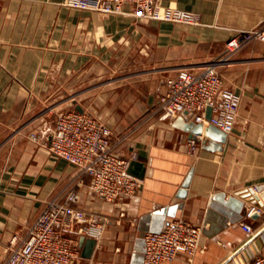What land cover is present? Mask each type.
<instances>
[{
  "label": "crops",
  "instance_id": "obj_1",
  "mask_svg": "<svg viewBox=\"0 0 264 264\" xmlns=\"http://www.w3.org/2000/svg\"><path fill=\"white\" fill-rule=\"evenodd\" d=\"M66 1L0 0V261L46 201L79 180L78 168L49 149L61 111H91L114 141L157 106L168 78L222 56L239 30L264 26V0H171L199 13L201 24ZM220 67L241 97L234 130L207 137V126L184 113L142 123L118 149L145 163L139 190L106 202L86 186L88 177L78 187L79 206L114 223L77 264H143L145 235L176 218L201 227L198 250L163 264H244L264 252V206L248 216L253 206L236 195L264 187V42ZM201 134L202 145L191 149L189 138Z\"/></svg>",
  "mask_w": 264,
  "mask_h": 264
},
{
  "label": "built area",
  "instance_id": "obj_2",
  "mask_svg": "<svg viewBox=\"0 0 264 264\" xmlns=\"http://www.w3.org/2000/svg\"><path fill=\"white\" fill-rule=\"evenodd\" d=\"M66 4L106 13L122 12L124 6L129 5L131 13L141 18L201 24L199 13L171 0H67ZM253 41L264 42V26L239 30L227 41L225 53L199 70H179L167 79L157 106L142 122L114 141L111 128L90 112L61 111L55 120L49 149L78 168L79 180L47 200L25 234L13 235L0 264H77L82 238L99 241L105 229L114 223L108 215L81 208L82 196L78 187L85 184L84 178L88 177L86 186L106 202L135 194L141 181L128 172V167L136 155L125 158L118 149L142 123L156 116L175 117L188 111L194 121L231 133L241 97L225 85L219 68L231 62L239 50ZM208 107L212 108L210 118L204 113ZM31 139L41 142L36 134ZM188 142L191 149L199 148L203 135H192ZM254 211L259 209L252 207L247 215L251 216ZM243 228L250 235L257 232L248 224ZM200 235L201 227L189 220L176 218L169 221L163 230L145 235L143 264H163L179 254L193 256L198 250ZM262 235L264 237V229ZM244 264H264V252L253 253Z\"/></svg>",
  "mask_w": 264,
  "mask_h": 264
},
{
  "label": "water",
  "instance_id": "obj_3",
  "mask_svg": "<svg viewBox=\"0 0 264 264\" xmlns=\"http://www.w3.org/2000/svg\"><path fill=\"white\" fill-rule=\"evenodd\" d=\"M79 111H83L81 107H77ZM184 114H190L188 111H184ZM212 115V108H207V117L210 118ZM215 132H221L220 129L217 127L211 125L207 126L204 130V135L207 137H211ZM206 145H209V142L207 144V140L204 141ZM146 166L144 162H141L137 159H132L130 161V165L128 167V172L132 175L143 178L145 175ZM237 196H241L242 198H245L247 201L251 203L253 207L255 206H264V187H246L241 190H238L236 192ZM254 213V212H253ZM255 216V213L252 214ZM97 245V240L95 238H85L82 241V251L81 256L83 258H91L94 252V249Z\"/></svg>",
  "mask_w": 264,
  "mask_h": 264
},
{
  "label": "rangeland",
  "instance_id": "obj_4",
  "mask_svg": "<svg viewBox=\"0 0 264 264\" xmlns=\"http://www.w3.org/2000/svg\"><path fill=\"white\" fill-rule=\"evenodd\" d=\"M256 41H253V42H251V44H253V43H255ZM216 59V58H215ZM219 70H220V72H221V74H222V69H221V67L219 68ZM91 112V111H90ZM82 240H84V239H82Z\"/></svg>",
  "mask_w": 264,
  "mask_h": 264
}]
</instances>
